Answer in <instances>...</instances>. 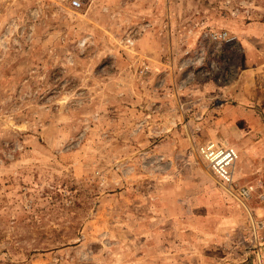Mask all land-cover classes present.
<instances>
[{
    "label": "rangeland",
    "instance_id": "obj_1",
    "mask_svg": "<svg viewBox=\"0 0 264 264\" xmlns=\"http://www.w3.org/2000/svg\"><path fill=\"white\" fill-rule=\"evenodd\" d=\"M79 1L0 0V264H256L264 0Z\"/></svg>",
    "mask_w": 264,
    "mask_h": 264
},
{
    "label": "built area",
    "instance_id": "obj_2",
    "mask_svg": "<svg viewBox=\"0 0 264 264\" xmlns=\"http://www.w3.org/2000/svg\"><path fill=\"white\" fill-rule=\"evenodd\" d=\"M72 3L79 6L80 1L72 0ZM195 151L209 167L214 179L233 197L249 199L261 185H238L234 174L238 153L227 138L207 139L198 144ZM247 238L248 254L253 256L256 264H264V217L251 219L250 237Z\"/></svg>",
    "mask_w": 264,
    "mask_h": 264
},
{
    "label": "crops",
    "instance_id": "obj_3",
    "mask_svg": "<svg viewBox=\"0 0 264 264\" xmlns=\"http://www.w3.org/2000/svg\"><path fill=\"white\" fill-rule=\"evenodd\" d=\"M232 209V208H231ZM227 211H229V209H227ZM237 213H228L229 215L225 214L223 217V220L225 221L226 224H232V223H237L239 220V215L237 216ZM220 219V218H218ZM222 219V218H221ZM220 223H224L222 220Z\"/></svg>",
    "mask_w": 264,
    "mask_h": 264
}]
</instances>
